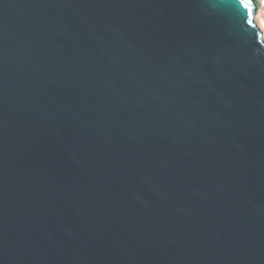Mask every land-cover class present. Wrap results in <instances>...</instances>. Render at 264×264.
Here are the masks:
<instances>
[{
  "label": "water",
  "instance_id": "95a60500",
  "mask_svg": "<svg viewBox=\"0 0 264 264\" xmlns=\"http://www.w3.org/2000/svg\"><path fill=\"white\" fill-rule=\"evenodd\" d=\"M260 4L0 0V264H264Z\"/></svg>",
  "mask_w": 264,
  "mask_h": 264
},
{
  "label": "bare ground",
  "instance_id": "6f19581e",
  "mask_svg": "<svg viewBox=\"0 0 264 264\" xmlns=\"http://www.w3.org/2000/svg\"><path fill=\"white\" fill-rule=\"evenodd\" d=\"M255 20L258 23V25L262 27L263 37H264V19L261 17V15H259V13H257L255 16Z\"/></svg>",
  "mask_w": 264,
  "mask_h": 264
},
{
  "label": "rangeland",
  "instance_id": "374dc122",
  "mask_svg": "<svg viewBox=\"0 0 264 264\" xmlns=\"http://www.w3.org/2000/svg\"><path fill=\"white\" fill-rule=\"evenodd\" d=\"M260 2H261V4H260V7H259L257 13H259V15H261V17L264 19V0H260Z\"/></svg>",
  "mask_w": 264,
  "mask_h": 264
},
{
  "label": "snow or ice",
  "instance_id": "6c2138e0",
  "mask_svg": "<svg viewBox=\"0 0 264 264\" xmlns=\"http://www.w3.org/2000/svg\"><path fill=\"white\" fill-rule=\"evenodd\" d=\"M249 2H250V0H249ZM241 3H244V0H241ZM248 5L247 4H245V7H247ZM250 23H251V21H249Z\"/></svg>",
  "mask_w": 264,
  "mask_h": 264
}]
</instances>
